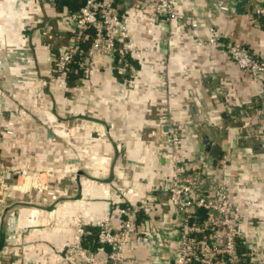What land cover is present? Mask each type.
<instances>
[{
    "label": "crops",
    "instance_id": "0c3cea01",
    "mask_svg": "<svg viewBox=\"0 0 264 264\" xmlns=\"http://www.w3.org/2000/svg\"><path fill=\"white\" fill-rule=\"evenodd\" d=\"M110 1L126 21L132 42L157 43L160 54L145 55L140 62L95 55L86 76L69 70L58 85L45 82L53 57L70 39L62 17L65 6L57 9L53 0H0V128L3 118L15 122L14 137L0 147V159L28 172L48 170L39 181L57 190L51 199L29 176L15 174L0 184V263H59L72 215L82 217L88 234L99 221L117 228L123 211L145 198V211L136 214L137 230L158 224L164 234L170 231L171 212L157 186L168 171L167 148L158 131L165 130L162 118L171 116L188 124L180 136L188 163L209 166L220 177L225 170L230 197L249 201L241 208L239 230L246 245L238 252L246 264H264V153L254 154L264 144L248 147L252 154L244 150L246 139L264 140V113L259 114L264 99L217 46L194 44L213 26L223 45L237 43L264 58V14L252 16L250 5L239 15L208 12L212 0H178L179 10L198 18L192 29L186 20L152 24V0ZM213 73L220 76L228 104L246 105L254 126L246 129L248 135L239 136L230 122L222 126L217 120L212 105L220 109V103L201 85L203 74ZM189 94L205 102L194 115L187 110ZM253 97L259 99L255 107ZM24 110L27 115H20ZM197 122L222 126L220 160L201 153ZM123 256V264H146L141 246L128 245ZM96 264L106 262L100 256Z\"/></svg>",
    "mask_w": 264,
    "mask_h": 264
},
{
    "label": "built area",
    "instance_id": "2783aa9c",
    "mask_svg": "<svg viewBox=\"0 0 264 264\" xmlns=\"http://www.w3.org/2000/svg\"><path fill=\"white\" fill-rule=\"evenodd\" d=\"M255 2L251 15L258 17L264 14V0ZM225 10V6L220 3L217 12ZM62 17L70 39L53 57V72L56 75L46 84L49 81L64 84L72 55L88 30H92L90 43L83 62L79 63L82 76L89 73V59L95 55L108 57L110 61L116 59L121 62L131 58L140 62L145 55L160 54L157 43L148 47L132 42L126 21L110 0H84L78 9L66 10ZM150 18L154 25L186 20L193 29L198 24V18L193 13L187 15L179 10L178 0H152ZM194 42L199 47L217 46L220 53L248 75L264 99V58L253 55L237 43L223 45L213 26L207 27L205 38L195 39ZM168 44H171L169 37ZM165 69L166 64L163 63L160 74H164ZM168 101V98L163 100L165 105H168ZM19 113L25 115L24 111ZM262 113L264 110L259 111V114ZM160 123L165 127V130L158 131V135L166 144L168 171L157 188L166 195L172 216L170 222L173 226H170V231L164 234L161 227L156 226L158 224L151 225L147 231L137 230L136 214L139 209H145L144 205L147 206L145 198L140 206H131L123 211L124 217L119 220L117 228L110 227L106 221L97 222L98 246L91 250L81 243L88 231L82 217L76 213L70 217L71 235L61 253V260L52 264H96L100 256L106 264H123V252L128 245L143 247L146 264H246L238 252L240 246L246 245L239 230V222L241 208L249 205V201L230 197V188L224 177L225 170L221 169L220 177L212 173L209 166H192L188 163L180 143L181 132L188 126L187 123L171 116L163 117ZM13 135L14 121H4L0 129V147L8 144V139ZM156 135L152 133L153 137ZM248 154H252L250 149ZM43 173L50 174L48 170L32 173L23 168L16 170L0 160V184H4L13 174L29 176L39 189L45 190L54 199L57 190L47 189V183L39 181Z\"/></svg>",
    "mask_w": 264,
    "mask_h": 264
},
{
    "label": "water",
    "instance_id": "95a60500",
    "mask_svg": "<svg viewBox=\"0 0 264 264\" xmlns=\"http://www.w3.org/2000/svg\"><path fill=\"white\" fill-rule=\"evenodd\" d=\"M220 3L225 6V12L232 11L237 15L244 12V8L246 5H254L253 2H250V0H212V2L208 6H206L207 11L216 12ZM202 78L203 80L201 81V85L205 87L209 95L215 96L218 103H220V109H216L217 106L212 105V110L213 112L215 110L217 120L220 121L221 125L223 126L226 121L230 122L235 127V131L239 136L244 133L247 134V130L250 128V126H253V124L250 119V114L246 110V105H232L227 103V101L225 100V87L222 86L218 73L203 74ZM189 95L192 103L187 107V110L189 111L190 115H194L196 114V108H200L202 106L204 107L205 102L202 98L191 94ZM258 100V97H253L250 101L252 104H254L255 107V101L257 102ZM239 122H241L240 125ZM245 122H247L246 125H243ZM210 125H208L207 122L199 123V125L195 127L196 139L197 142L201 145V153L203 155H208L211 159L214 160H220L223 151L218 142L217 136L220 134V132H222V126L220 128L216 127L215 129H212ZM224 131L226 132V130ZM214 135H216V138H214ZM245 142L248 145L246 148H244L245 151H248V147L256 148L261 147L264 144V140H254L253 138L246 139ZM263 153L264 149L254 151V154Z\"/></svg>",
    "mask_w": 264,
    "mask_h": 264
},
{
    "label": "trees",
    "instance_id": "16d2710c",
    "mask_svg": "<svg viewBox=\"0 0 264 264\" xmlns=\"http://www.w3.org/2000/svg\"><path fill=\"white\" fill-rule=\"evenodd\" d=\"M83 2L84 0H53V4L57 9H61L62 6H65L66 9L64 10L67 11H74L78 9L83 4ZM91 34H92V30H88L86 37L78 42L77 51L73 53L72 60L69 63L70 71H76L77 73L82 75V71L81 68L79 67V63L83 62L84 53L86 52L89 46ZM96 229L95 232L92 231V233L90 232L89 234L84 236L81 242L83 246L89 247L91 250H95L98 246L96 242Z\"/></svg>",
    "mask_w": 264,
    "mask_h": 264
},
{
    "label": "rangeland",
    "instance_id": "374dc122",
    "mask_svg": "<svg viewBox=\"0 0 264 264\" xmlns=\"http://www.w3.org/2000/svg\"><path fill=\"white\" fill-rule=\"evenodd\" d=\"M56 74L53 72V60H52V70H51V73L49 74V78H48V80L50 79V78H52L53 76H55ZM24 113H25V115H27V110H24ZM3 114V113H2ZM25 115H23V116H25ZM0 116H2V115H0ZM4 119V121H6V120H9L10 118H3ZM10 120H12V121H14L13 119H10ZM14 127H15V122H14ZM1 129V128H0ZM14 134H15V132H14ZM14 137V136H13ZM68 142H69V140L67 141V143H65V144H68ZM8 145V144H7ZM5 147V145H3V148ZM0 160H2V159H0ZM2 162H4L5 163V161L4 160H2ZM5 164H8L7 162L5 163ZM10 165V164H9ZM15 169V168H14ZM16 170H18V168L16 169ZM32 172H39V171H36V170H31V171H29V173H32Z\"/></svg>",
    "mask_w": 264,
    "mask_h": 264
}]
</instances>
